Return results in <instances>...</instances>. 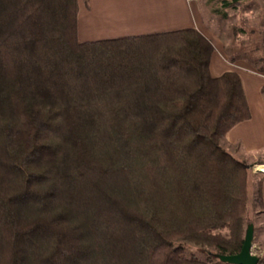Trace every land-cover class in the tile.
<instances>
[{
  "label": "trees",
  "instance_id": "1",
  "mask_svg": "<svg viewBox=\"0 0 264 264\" xmlns=\"http://www.w3.org/2000/svg\"><path fill=\"white\" fill-rule=\"evenodd\" d=\"M77 4L0 0V264H223L247 232L251 167L222 147L241 78L195 29L79 42Z\"/></svg>",
  "mask_w": 264,
  "mask_h": 264
},
{
  "label": "crops",
  "instance_id": "2",
  "mask_svg": "<svg viewBox=\"0 0 264 264\" xmlns=\"http://www.w3.org/2000/svg\"><path fill=\"white\" fill-rule=\"evenodd\" d=\"M218 2L219 0H78V38L79 42L87 43L185 29L199 31L214 47L209 73L213 78L226 73H237L251 113L249 120L238 124L226 134L222 147L228 152L239 149L242 157L251 159L250 164H255L260 159L264 161V71L261 73L245 62L229 61L228 51L232 44L229 48L228 39L219 31L214 33L213 24L205 25L208 16L206 11L211 6L218 5ZM221 8H225V4L222 3ZM211 9L214 10L213 7ZM229 10L231 9L223 11L226 16ZM261 195L264 201V184Z\"/></svg>",
  "mask_w": 264,
  "mask_h": 264
},
{
  "label": "rangeland",
  "instance_id": "3",
  "mask_svg": "<svg viewBox=\"0 0 264 264\" xmlns=\"http://www.w3.org/2000/svg\"><path fill=\"white\" fill-rule=\"evenodd\" d=\"M221 1L219 0L218 5L208 8L205 25L213 24L214 33L219 31L222 36H225L228 39L229 48L232 44L233 49L228 51L229 61L232 63L245 62L251 68L264 70V0H245L238 5L237 9L229 10L227 17L214 12L216 8H220ZM212 7L214 10L211 9ZM229 151L236 159L251 167L248 182V210L243 225L245 230L250 224L254 225L252 254L259 259H264V209L260 208L256 202L258 186L264 184V173L261 171V167H264V161L260 159L259 162L250 164L252 163L251 159L249 161L246 159L247 157H242L243 154L239 149L235 148ZM184 246L187 255H195L199 260L205 259L208 252H213L211 249L205 250L192 244H185Z\"/></svg>",
  "mask_w": 264,
  "mask_h": 264
},
{
  "label": "water",
  "instance_id": "4",
  "mask_svg": "<svg viewBox=\"0 0 264 264\" xmlns=\"http://www.w3.org/2000/svg\"><path fill=\"white\" fill-rule=\"evenodd\" d=\"M255 230L254 225L250 224L247 229L242 250L237 255L232 256H219V260L223 264H258L260 259L252 254V244L254 240Z\"/></svg>",
  "mask_w": 264,
  "mask_h": 264
},
{
  "label": "built area",
  "instance_id": "5",
  "mask_svg": "<svg viewBox=\"0 0 264 264\" xmlns=\"http://www.w3.org/2000/svg\"><path fill=\"white\" fill-rule=\"evenodd\" d=\"M189 1L193 2V1H197V0H189ZM262 173H264V171H262Z\"/></svg>",
  "mask_w": 264,
  "mask_h": 264
},
{
  "label": "bare ground",
  "instance_id": "6",
  "mask_svg": "<svg viewBox=\"0 0 264 264\" xmlns=\"http://www.w3.org/2000/svg\"><path fill=\"white\" fill-rule=\"evenodd\" d=\"M262 169H261V171H264V167H261Z\"/></svg>",
  "mask_w": 264,
  "mask_h": 264
}]
</instances>
